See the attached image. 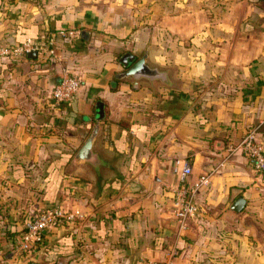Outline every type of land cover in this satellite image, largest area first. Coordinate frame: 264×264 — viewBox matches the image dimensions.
<instances>
[{
	"label": "crops",
	"instance_id": "1",
	"mask_svg": "<svg viewBox=\"0 0 264 264\" xmlns=\"http://www.w3.org/2000/svg\"><path fill=\"white\" fill-rule=\"evenodd\" d=\"M27 39L55 54L0 58V264H264V173L231 152L264 143V0H0V45ZM128 52L160 76L121 77ZM68 73L83 86L56 103ZM96 124V163H75ZM185 162L210 182L180 229ZM57 206L76 218L17 251Z\"/></svg>",
	"mask_w": 264,
	"mask_h": 264
},
{
	"label": "built area",
	"instance_id": "2",
	"mask_svg": "<svg viewBox=\"0 0 264 264\" xmlns=\"http://www.w3.org/2000/svg\"><path fill=\"white\" fill-rule=\"evenodd\" d=\"M46 49L48 54L54 55L55 50L52 41L45 48L31 39L25 40L21 44L0 45V58H24L33 51ZM83 86V79L79 75L66 74L55 86L52 97L56 103H71L76 94ZM242 151L252 162L254 168L264 173V143L257 138V129H252L246 133L239 144L234 146L231 152ZM192 174V166L185 162L181 169V182L175 189L173 215L180 229L187 227L190 219L198 214L197 195L201 189L210 182V175L202 176L195 182H189L188 177ZM76 214L63 206L45 208L35 213L29 220L27 230L16 243L17 251L31 252L36 245L42 241L44 232L66 221H73ZM152 264H164L154 262Z\"/></svg>",
	"mask_w": 264,
	"mask_h": 264
},
{
	"label": "water",
	"instance_id": "3",
	"mask_svg": "<svg viewBox=\"0 0 264 264\" xmlns=\"http://www.w3.org/2000/svg\"><path fill=\"white\" fill-rule=\"evenodd\" d=\"M38 52L33 51L28 54L29 57H37ZM147 58L148 53L146 52L144 56L137 59L136 56L130 52L126 53L121 61L125 65L128 70H126L123 74H120V76H134L135 78H141V77H157L160 76V74L157 72L156 69H152L147 65ZM162 75V74H161ZM105 119V110H104V104L99 102L98 103V109H97V120L103 121ZM102 129L101 124H96L91 132L90 137L86 140L84 145L81 147V149L78 151L74 158V162H90V163H96V154L94 152V143L98 137V134L100 133V130ZM218 148H221L223 142H219ZM245 201L243 198L238 197L235 205L232 207L235 211H240L243 207Z\"/></svg>",
	"mask_w": 264,
	"mask_h": 264
},
{
	"label": "rangeland",
	"instance_id": "4",
	"mask_svg": "<svg viewBox=\"0 0 264 264\" xmlns=\"http://www.w3.org/2000/svg\"><path fill=\"white\" fill-rule=\"evenodd\" d=\"M156 18H157L156 23L160 24V27L161 25H166V6L165 5H160L156 8ZM160 40L164 41L166 45V37L160 38Z\"/></svg>",
	"mask_w": 264,
	"mask_h": 264
},
{
	"label": "flooded vegetation",
	"instance_id": "5",
	"mask_svg": "<svg viewBox=\"0 0 264 264\" xmlns=\"http://www.w3.org/2000/svg\"><path fill=\"white\" fill-rule=\"evenodd\" d=\"M127 70H128V68H127Z\"/></svg>",
	"mask_w": 264,
	"mask_h": 264
}]
</instances>
